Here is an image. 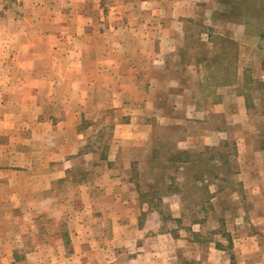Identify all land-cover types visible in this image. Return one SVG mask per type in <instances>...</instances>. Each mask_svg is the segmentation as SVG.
I'll list each match as a JSON object with an SVG mask.
<instances>
[{
    "label": "crops",
    "instance_id": "1",
    "mask_svg": "<svg viewBox=\"0 0 264 264\" xmlns=\"http://www.w3.org/2000/svg\"><path fill=\"white\" fill-rule=\"evenodd\" d=\"M187 1L119 0V11L131 7L137 16L132 22L122 20L112 26L103 15L105 8L101 0H0L1 251L29 248L32 239L38 250L53 251L51 264H72L79 258H86L83 260L86 264H184V259H191L195 264H264L263 215H258L262 219L258 222L252 218L244 225L233 223L226 236L215 232L213 239L198 241L193 236L200 230L196 225L192 230L184 228L182 199L173 193L164 197V201L170 202L171 222L176 225L160 231L156 230L157 226L151 232L154 227L146 228L141 223L144 211L141 195L132 188L128 176L110 169L114 158L97 163L103 175L97 178L98 182L82 181L83 192L79 198L86 211L100 212L97 214L102 217L100 221H108V237L97 239L94 225L75 221L69 226L68 240L73 251L67 257L61 252L65 247L61 234L54 241H44L46 234H40L42 231L30 225L34 217L46 214L47 201L56 202L55 181L66 178L73 167V158L83 149L85 142L81 140L79 125L86 119L85 107L94 104L89 99L90 89L113 88L115 102L134 99L139 103L140 112L117 125L113 153L121 154L131 145H138L148 103L157 99L163 83L171 79L170 61L179 56L178 50L172 47L176 34L171 27H165L175 21H164L165 25L158 27V20L142 18V11L149 9L152 13L153 6L157 8L160 4H192ZM179 15L186 17L188 13L181 9ZM123 28L132 32L127 34L129 40L153 42L155 47L133 50L127 56L125 50L111 49L107 37L110 34L120 37L123 34L118 36V33ZM99 43L101 55L97 53ZM137 57L147 58L148 63L130 62ZM50 58L52 64L46 63ZM62 59L70 65L63 66L59 62ZM68 72L75 75L67 80L62 74ZM63 89L71 90L70 95L62 96L59 90ZM185 98L177 96L174 104ZM110 100L108 92L104 103ZM104 103L100 104L104 106ZM163 109L156 108V117L167 118L160 115ZM135 119L139 126L132 130L131 122ZM183 135L179 150L187 151V135ZM84 157L87 161L95 159L93 152H85ZM123 167L128 168L126 164ZM7 217L16 219V228L4 226L2 221ZM226 237L232 244L233 259L223 247ZM106 251L111 255H106ZM44 252L40 254L44 256ZM6 256L0 254V263H21Z\"/></svg>",
    "mask_w": 264,
    "mask_h": 264
},
{
    "label": "rangeland",
    "instance_id": "2",
    "mask_svg": "<svg viewBox=\"0 0 264 264\" xmlns=\"http://www.w3.org/2000/svg\"><path fill=\"white\" fill-rule=\"evenodd\" d=\"M190 2L192 4L153 6L152 13L149 9L142 11V18H156L158 27L167 21H175L165 27H171L176 34L172 47L178 50L179 56L170 61L173 68L168 76L171 79L163 83L157 99L148 103L147 115L143 118V136L137 139L138 145H131L121 154L113 153L117 144V125L133 119L135 113L140 112L139 103L134 99L115 102L113 88L89 90V99L94 104L85 107L86 119L79 125L81 140L85 142L83 149L73 158V167L66 178L55 181L56 202L47 201L46 214L30 221L32 228L46 234V239L41 235L44 241H54L61 234L65 242L61 252L67 257L73 251L68 240L69 226L72 227L75 221L78 224L88 221L94 225L97 239L109 235L108 221H100L102 217L97 215L100 212L86 211L79 198L83 192L81 182L97 181L103 175L100 173L102 167L97 163L110 158L115 159L110 169L128 176L132 188L141 195L144 208L141 223L146 228L154 227L151 232L157 226L156 230L160 231L176 225L171 222L170 202L164 201V197L173 193L182 199L184 228L192 230L196 225L195 228L200 230L193 236L198 241L213 239L215 232L226 236L233 223L244 225L252 218L258 222L262 220L258 215L264 216V38L260 37L264 28V0ZM118 3L119 0H101L105 8L103 15L109 25L115 26L122 20L132 22L137 16L131 7L119 11ZM234 4H246V14L242 18L233 15L235 10H231V6ZM181 9H186L188 16L181 17ZM245 21L249 22L247 26ZM131 33L129 28H123L118 33V36L123 34L120 37L110 34L107 37L110 48L125 50L127 56L133 50L155 47L153 42L129 40L127 34ZM97 46V53L101 55V43ZM46 60V63L53 62L51 58ZM147 61L144 57L130 60L140 65ZM59 62L65 67L70 65L65 59ZM62 75L68 80L75 74ZM70 91L63 89L59 93L69 96ZM108 92L112 100L107 104L104 102ZM179 95L186 98L178 99L176 105L174 102ZM156 108H164L160 115L167 120L156 117ZM131 123L132 130L139 126L136 119ZM183 134L188 136H185L187 156L180 157L181 162L188 161L184 165L171 162L184 152L179 150V139ZM85 152H93L95 159L87 161ZM125 164L127 169L123 167ZM15 220L7 217L2 222L13 229L17 227ZM161 223L162 226L158 225ZM33 242L34 245L32 239L29 241V248L0 250V254L4 258L8 254L10 260L14 258L20 264H51L53 251L38 250L37 243ZM223 242L232 257L231 242L227 237ZM40 252H44V256ZM38 255H41L39 259ZM106 255L110 256L111 252L106 251ZM83 260L87 259L79 258L72 264H86ZM183 263L195 264L191 259H184Z\"/></svg>",
    "mask_w": 264,
    "mask_h": 264
},
{
    "label": "trees",
    "instance_id": "3",
    "mask_svg": "<svg viewBox=\"0 0 264 264\" xmlns=\"http://www.w3.org/2000/svg\"><path fill=\"white\" fill-rule=\"evenodd\" d=\"M245 8H246V4H234V6L232 5L231 6V10H235V13L233 14L234 16H236V17H238V18H242V16L244 15V14H246L245 12H246V10H245ZM251 9V8H250ZM248 11V10H247ZM261 15V14H260ZM244 23V25H248V23L249 22H247V21H245V22H243ZM260 37L261 38H264V28H263V31L261 32V34H260ZM245 99V105L247 106V108L249 107L248 106V98H244ZM179 157L178 158H173L172 160H171V162H173V163H180V164H188V161L187 160H183L182 162H181V160H180V157L181 156H187V152H181L179 155H178ZM196 179H197V181H198V177H196Z\"/></svg>",
    "mask_w": 264,
    "mask_h": 264
}]
</instances>
